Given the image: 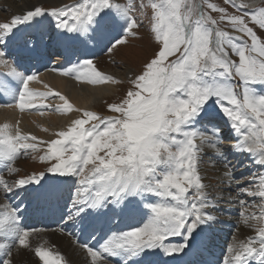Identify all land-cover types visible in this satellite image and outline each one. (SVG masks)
I'll use <instances>...</instances> for the list:
<instances>
[{
	"label": "snow or ice",
	"instance_id": "obj_1",
	"mask_svg": "<svg viewBox=\"0 0 264 264\" xmlns=\"http://www.w3.org/2000/svg\"><path fill=\"white\" fill-rule=\"evenodd\" d=\"M224 2L231 11L207 0H140L142 14L146 15L149 7L152 10L149 30L158 47L138 73L127 77L132 87L119 101H104L111 114L107 116L74 106L48 85H44L46 92L30 90L29 83L38 81V76L21 69L26 61L43 56L41 45L26 39L18 47L10 45L26 30L22 26H37L51 16L59 40L73 45L103 43L111 52L126 44L128 35H136L133 29L143 27L131 15L129 0L123 4L119 0H81L50 11L34 7L0 22V64L9 68L6 75L19 85L9 81L12 87L0 86L11 96L3 106L21 114L50 111L68 117L66 130L41 141L46 152L40 160L48 163L51 175L43 183L33 175L13 185L0 178V188L7 198L13 187L39 184L30 190L54 196L58 186L83 177L78 181L79 194L70 200V210L61 219L78 223L83 231L91 230L94 238L96 232L102 234L98 247L84 245L90 264H156L152 257L160 252L172 256L194 250L214 225L213 212L218 207L200 174L202 145L214 148L215 158L224 163L222 183L228 199L233 192L252 197V201L240 199L245 208L259 199L261 211L244 216L246 226L253 228L250 221L264 219V92L260 91L264 89V37L258 34L264 33V0L258 8L253 7L255 0ZM204 4L220 15L206 12ZM222 23L231 31L222 29ZM83 64L86 71L82 70L78 79L84 82L124 83L98 71L91 60ZM221 128L228 129L225 137L219 135ZM231 135L236 137L231 151L247 157L258 171L236 175L220 148ZM37 140L31 133H22L19 121L15 126L5 123L0 126V158L14 162L22 155L21 149L35 151L32 141ZM245 179L248 183H241ZM26 213L27 207L15 205L0 219V237L11 241L0 243V264H14V247H29V233L35 229L21 226ZM110 214H142L148 219L141 227L116 232L100 223ZM174 237L179 241L174 242ZM227 253L230 256L222 264H264V227L247 243L228 247ZM34 254L43 264H62L61 257L40 247Z\"/></svg>",
	"mask_w": 264,
	"mask_h": 264
},
{
	"label": "bare ground",
	"instance_id": "obj_2",
	"mask_svg": "<svg viewBox=\"0 0 264 264\" xmlns=\"http://www.w3.org/2000/svg\"><path fill=\"white\" fill-rule=\"evenodd\" d=\"M67 1H71V0H2V2L0 3V22L9 21L12 16L20 15L21 13L26 12L34 7L44 8L43 6L44 4H50L51 6L61 4V6H63V5H66ZM260 4H261V0H255L253 7L255 8ZM53 21L54 20L52 19V17L48 16L46 18H43L42 23H40L37 26H43L44 32H47V30L51 26H53ZM22 27H25L26 30L20 32L18 34L19 37H24V35L27 33L28 28H29L26 26H22ZM31 28H36V26H33ZM57 41H58V35H57V38L52 39V42H57ZM52 52L54 55L58 54L55 51H52ZM97 62L98 61H95L93 63L94 66L97 68V70L100 69L101 73L108 75V76H112L111 71L109 72V71H105L101 69ZM43 63L44 61H40V64H43ZM0 67L4 68L5 66L3 64H0ZM131 72L132 71L129 72V76ZM62 73L63 72L56 71L54 75L47 74L43 76L42 78H40L39 82L45 80L47 81L48 85L53 88L54 91H57V92L59 91L65 96L68 95L69 97L68 96L67 97L69 98V101L76 107L95 111L101 99L106 98L110 94H113L114 89L117 88L116 85H111V84L93 85V84L84 82L83 80L76 82L73 79L69 78V76L64 75ZM114 74L117 75V73H114ZM260 90H264V89H260ZM69 115H73V114H69ZM43 117L46 119V121L43 123V125L38 126L37 121L40 120L39 115L33 116V115H28L26 113L21 114L15 108H0V126H3V124L5 123H8L10 126H15L16 122L19 121V127L22 133H31L32 135H35L38 138L37 141H32V143H35L37 147L42 146L43 143H41V141H48V140L56 138L54 134L59 131V128L65 129V130L67 128V120H66L68 119L67 116H62V117L59 116L60 117L59 118L58 116H55V115L54 116L44 115ZM57 122H60L61 125H58ZM54 127H58V128L54 129ZM44 129H47V131H45ZM225 130H223V132H219V135L221 137L224 135V133L228 132V129L227 131ZM50 134H53V136H51ZM231 136L233 137V139H230V141H226L225 143L222 142L220 145H223V146L228 145V147L233 146L236 137L235 135H231ZM197 143L199 144V140H197ZM201 147H202V152H201L202 159L204 158L205 155H208V156H211L215 162L216 160H218L215 158L214 148L208 145H202ZM221 149L224 152V149L226 148H221ZM224 153L226 157L230 155L229 153L228 154L226 152ZM231 153H232L231 156L237 155V158H238L239 156L238 154L234 152H231ZM218 161L221 164H223L222 167H224V163L220 160ZM0 162H4V159H1ZM18 166L19 165L17 164V167L15 168L17 169V172L19 170ZM248 166H251V170L254 169V171H258V166L254 164H249ZM223 172H224L223 170H220V171L218 170L219 175L217 174L216 176H214V178H217L219 179L220 182H222ZM44 173L46 174L47 171ZM200 173L204 174L205 171H203L202 168H200ZM12 174L13 172L10 175ZM31 175L36 176V174H31ZM47 176L49 175H45V177H43L40 180L41 183H43L44 179H46ZM202 176L204 177L203 182L208 186L207 192L209 196L216 198L217 195L213 194V192L215 191V188L212 187V185H210L205 180L207 176H209L210 178L211 176L209 174H204ZM36 177L38 179L41 178L39 176H36ZM71 181L72 182L68 184H64L63 186L62 185L58 186L57 192L64 191L66 194H70L71 197L74 198L75 195H77L78 193V189L80 188V185L76 183L75 177L71 178ZM28 187H29V190H26ZM232 187L235 188L236 185L233 184ZM32 188H39V184L27 185L24 188L17 187L15 188V194L11 196V194L8 193L7 198H6L5 192L3 191V196H1L0 198L1 200L2 198L7 199V200H5V202L4 200L0 202V205L5 203L7 207L10 202V199L16 195H21V196L31 195L33 191H31L30 189ZM75 188H78V189L75 190ZM233 193L231 194L232 196L231 199H228V193H225V194L222 193L218 195V198H217L218 207L215 209L216 214L213 213L216 216V221L214 225L212 226V228L202 235V237L200 238V241L198 242L197 246L194 248L193 251L188 252L186 249L185 251L187 252V254L178 253L176 257L174 256V254L172 256H169V255H166L160 252L158 256L152 257V259L156 262V264H165L166 261H170L172 262V264H222L223 259L230 256V254L227 253L228 247L232 246L233 244L239 247L242 243H247L248 238L258 236V234H251L252 232L251 230L253 228H251V230L246 229L244 225V218L242 219V215H241L242 209L239 206L241 197L238 196L236 193L235 194ZM220 196H224V199L219 200ZM68 198H69L68 196L65 197L64 201L67 202ZM208 210L213 211L211 208ZM147 219L148 217L142 214H135L131 217L130 216L113 217L110 214L109 222L111 225L117 226V227L128 225L131 228H134L138 226L139 227L143 226V224L147 222ZM100 223L104 224V218H102ZM45 234L50 235L51 240H50L49 245L51 244L52 248L55 250L54 252L55 255H58L59 257H61L62 262L64 264H72V262L68 260L64 252H62L55 245L53 246L52 243L59 242L63 246V248L66 249L65 238L67 237L68 239L72 241V248L74 249L79 248V249H83L84 251H86L85 248H83L80 245H77L72 238H70L68 235H65L62 231L43 233L42 235H45ZM171 239L174 242L179 241V237H174ZM10 242H11L10 240H7V239L5 240V243H10ZM17 249H19L18 253L24 250L23 248L16 247L14 251H16ZM171 257L172 258L175 257L174 261L170 260ZM25 258L26 256L22 253L21 259H25ZM38 264H42V263L39 262ZM78 264H90V263L83 261V262H79Z\"/></svg>",
	"mask_w": 264,
	"mask_h": 264
},
{
	"label": "rangeland",
	"instance_id": "obj_3",
	"mask_svg": "<svg viewBox=\"0 0 264 264\" xmlns=\"http://www.w3.org/2000/svg\"><path fill=\"white\" fill-rule=\"evenodd\" d=\"M74 1H76L75 2L76 4L81 2V0H71V1H67L66 4L72 3ZM119 2L121 4H123L124 0H119ZM156 2H159V0H156ZM188 2L189 3H204V0H188ZM207 2L216 4L218 7L228 8L229 11L232 10L230 8V6L224 2V0H207ZM139 3H140V0H129L128 6L132 9L131 15H133L137 20L141 21L143 24V27H141L139 29H133V31L136 33L135 36L130 34V37L126 38L128 41L126 44L117 45L115 48L112 49V52L108 56L104 57V59L99 62L100 65L103 67L107 66L106 69L108 71L117 73V76H120V78L123 79L124 82L128 81L127 77H131L133 72L138 73L142 69L143 64L147 60L151 59L154 50L158 47V45L153 42L152 36L150 34V30H149L150 29V23H149L148 17H150L152 15V10L149 7L148 9L145 10L146 15L142 14L141 11L138 10ZM144 3H148V0H144ZM133 4H135L136 7H133ZM43 6H44V8H48V9H53V8L60 9L61 8L60 7L61 4H57L54 6H51L50 4H44ZM57 6H59V7H57ZM260 6H261V4L258 7H260ZM258 7H256V8H258ZM204 9L206 12H210V14L213 15L214 17H218L220 15L217 12H211L207 8L206 4H204ZM220 27L224 30L231 31L223 23L220 25ZM258 34L260 36L264 37V33L258 32ZM244 39L247 40L246 37ZM248 42L250 43V41H248ZM112 59L118 60V62H117L118 64L116 67L111 66V64H113ZM130 70L132 71L130 74L131 76H129ZM131 87H132V85L129 82L120 85L118 90L114 89L115 92L113 94H115L117 97H110V96H113V94H110L106 98H102L100 101V103L102 102V105L98 106L100 104L99 103L97 105L96 110L97 111L100 110L102 112H107L105 105H104V101L108 99L107 101L109 103L118 102L119 98L124 94V92ZM39 119L40 120L37 121L38 126L43 125V123L46 121V119L43 116L42 117L40 116ZM41 119H44V121L42 122ZM57 124L61 125L60 122H57ZM57 128L58 127H54V129H57ZM222 129H224V128H222ZM59 130H61V128H59ZM50 135L53 136V134H50ZM42 146L46 147L45 144H42ZM220 146H221V148H226V149H224V152H226L227 154L228 153L230 154L227 157V160L229 162H236L238 160V162L236 164L235 163L232 164L234 166L235 172L240 170L243 173L247 170V168H245L243 166H245L246 164H248V165L250 164L248 160L243 162L242 167H240L239 162H241V158H237L236 160L229 158L232 154L231 153L232 152L231 147H233V146H231L229 148H228V145H225L227 147H225L223 145H220ZM44 153L45 152L43 150H38L37 152L31 154L30 156L25 157L24 161H21V163L19 165L20 168L18 167V169H19L18 172L13 175V178H15L14 183L18 179L28 178L30 176H33L31 174L40 175L41 173L46 172L49 165L47 162H42L40 160V156L44 155ZM100 154L103 155V153H100ZM209 157H211V156H208V155L204 156V158L200 161L199 169L202 168V170L205 171L204 174H209L211 176V178L209 176H207L205 180L210 185H212V187L215 188V191L213 192V194H216L217 195L216 198H218L219 194H222V193L225 194L224 192H226V190H224V189H226V188L224 186L225 184L220 182L219 179L214 178V176H216L218 174V170L224 171L225 169L220 168L221 167L220 165L216 166L214 164V162L212 161V159H210ZM16 167H17V164L14 166L13 169H15ZM249 168L251 169V166H249ZM204 174H201V175H204ZM46 175H50V173H46ZM5 177L6 176H4L2 179L5 180ZM82 178L83 177H81V179ZM41 179H42V177L40 178V180ZM242 182H244V184H246V183H248V180L245 179V180L241 181V183ZM78 185H80V184H78ZM226 193H228V192H226ZM233 194H235V193H233ZM1 196H3V189L2 188H0V197ZM241 198H243L247 201H252V199H253L252 197H241ZM2 201H3V198H2V200L0 198V202H2ZM239 206L242 209V214H243L242 219L244 218V216L252 215L253 213L259 215V213L261 211L258 198L256 200V203L252 204L250 207L245 208L244 206L241 205V203L239 204ZM1 207L2 208L6 207L5 203L0 205V209H1ZM213 213L216 214V211ZM250 223L253 224L252 230H251V228L246 226L245 223H244V225H245L246 229H248V230L250 229L252 231L251 234H258V229L260 227H264V219L253 220V221H250ZM43 236L49 237V240H51L49 234H45ZM5 240L6 239L0 238V243H5ZM41 240H43V239H41ZM39 242L40 241L38 240V243L35 244L34 247L27 249V251H26V249H24L20 253H18L19 249H17L16 251H14V249H13L12 259H13L14 264H37L34 262L35 261L34 259H36L35 254H34L35 249L37 247H40L41 249H43L42 244H39ZM65 242H66V249L63 248V246L59 242L52 243V245L53 246L55 245L62 252H64L66 254L68 260L71 261L72 264H78L79 262H83V261L90 263V258L87 257L86 251H84L83 249H79V248H75V249L72 248V241L70 239H68L67 237L65 238ZM48 246H49V244H47V247ZM65 251H67V252H65ZM22 253L26 256L25 259H21Z\"/></svg>",
	"mask_w": 264,
	"mask_h": 264
}]
</instances>
